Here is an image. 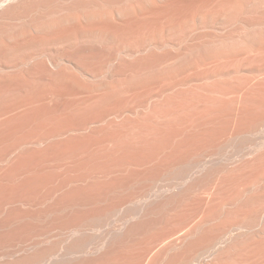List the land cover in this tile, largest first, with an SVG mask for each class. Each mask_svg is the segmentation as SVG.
<instances>
[{
    "label": "bare ground",
    "instance_id": "obj_1",
    "mask_svg": "<svg viewBox=\"0 0 264 264\" xmlns=\"http://www.w3.org/2000/svg\"><path fill=\"white\" fill-rule=\"evenodd\" d=\"M0 264H264V0H0Z\"/></svg>",
    "mask_w": 264,
    "mask_h": 264
}]
</instances>
